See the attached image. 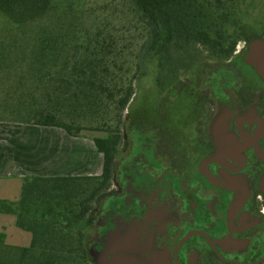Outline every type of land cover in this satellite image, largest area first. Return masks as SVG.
<instances>
[{
  "label": "trees",
  "instance_id": "1",
  "mask_svg": "<svg viewBox=\"0 0 264 264\" xmlns=\"http://www.w3.org/2000/svg\"><path fill=\"white\" fill-rule=\"evenodd\" d=\"M245 9L248 0H0V13L24 29L0 44V122L106 133L94 138L100 175H30L18 201L0 200V213L32 234L19 247L1 233L0 264H94L89 219L112 187L137 84L153 74L166 99L209 85L220 71L208 61L219 66L240 42L264 36ZM118 22L137 37L126 39Z\"/></svg>",
  "mask_w": 264,
  "mask_h": 264
},
{
  "label": "flooded vegetation",
  "instance_id": "2",
  "mask_svg": "<svg viewBox=\"0 0 264 264\" xmlns=\"http://www.w3.org/2000/svg\"><path fill=\"white\" fill-rule=\"evenodd\" d=\"M244 45L209 85L173 91L170 111L157 101L180 124L166 135L157 126L154 175L144 160L138 189L125 165L106 213V264H264V78ZM127 226L144 232L120 241Z\"/></svg>",
  "mask_w": 264,
  "mask_h": 264
},
{
  "label": "rangeland",
  "instance_id": "3",
  "mask_svg": "<svg viewBox=\"0 0 264 264\" xmlns=\"http://www.w3.org/2000/svg\"><path fill=\"white\" fill-rule=\"evenodd\" d=\"M244 13L246 15V22L252 24V26L260 33H264V0H248V9H245ZM110 14H112L111 11ZM111 18L114 17L111 15ZM112 22L116 23V20H112ZM116 29L123 30L124 33H126V39L131 40L137 37V34L135 33L127 34V30H124L126 28L120 27L119 22ZM23 30V28L16 27L7 17L0 13V44L2 42L10 44L13 41V36L15 34L22 33ZM132 43H135V40ZM132 46L135 47L136 52L138 44H133ZM244 46V42H240L237 47V51L242 53ZM208 62H211V65H214L213 67H218L217 62ZM180 76L188 84L192 80V78H190L188 75L180 74ZM157 101L162 107H167L166 111H170L172 106L175 105L174 97L171 96L170 98L166 99L164 96L159 94L156 84V76L150 74L139 84H137V94L130 109L125 113V118L128 120H125V126L123 128L124 142L121 148V154L116 161L113 186L110 189L108 195L102 197L101 200H99L94 213L89 219L90 232L88 234V246L92 254L94 264H106V246L104 243V236L108 229L106 213L110 208L112 197L116 195V191L122 187L121 175L125 165L129 161L127 170H129L131 178H134L135 182L137 183L136 189H138V187H140L138 185L140 180L138 177V172L140 171L144 160L149 162L150 167H148L147 170L149 169V172L154 175V170L156 167L153 165V145L155 141V132L157 129H159L157 126L161 124V134L166 135L169 131V128H167L165 125L170 124V126H172V124H176V126H178L180 124L179 120L176 118V116H174V113L168 116L166 111H164V109L161 110L160 106L157 105ZM159 111L160 115H158ZM164 116L167 117L163 122L162 117L164 118ZM162 123L164 125H162ZM30 128L35 129L33 131L39 133L46 131L44 130L45 128L40 126H32ZM47 129L50 130V128ZM55 130L61 131L58 128ZM36 135L37 134H33L32 137L34 143H36L37 140H41L40 137H36ZM99 137H106V133L103 131H84L80 137L74 138H78L75 141L81 142L82 145L88 144L94 146V138ZM35 148L36 147H34V149ZM82 150H84L83 147ZM97 155L99 156V159L96 160L97 167L93 172H100L101 169H103V156H101L99 152H97ZM82 160L83 162L81 163V169L79 172L83 171L82 167L84 159ZM147 195L148 194H146V197ZM128 206L123 208L124 213L131 212ZM143 232L144 231L140 228H132L131 226H127L125 231L121 232L125 235L122 236L120 241H130L133 234H137L140 237V234Z\"/></svg>",
  "mask_w": 264,
  "mask_h": 264
},
{
  "label": "crops",
  "instance_id": "4",
  "mask_svg": "<svg viewBox=\"0 0 264 264\" xmlns=\"http://www.w3.org/2000/svg\"><path fill=\"white\" fill-rule=\"evenodd\" d=\"M30 127L32 125L0 122V200L18 201L26 176L101 174L102 169L93 172L97 167L96 160L99 159L95 145H82L75 141L78 138L69 136L61 129L56 131V128L48 130V127H43L46 131L39 133ZM33 134H37L36 137L41 140L34 143ZM82 159L83 171L79 172ZM16 222L14 215L0 213V234H6L8 245L29 247L32 234L18 228Z\"/></svg>",
  "mask_w": 264,
  "mask_h": 264
},
{
  "label": "water",
  "instance_id": "5",
  "mask_svg": "<svg viewBox=\"0 0 264 264\" xmlns=\"http://www.w3.org/2000/svg\"><path fill=\"white\" fill-rule=\"evenodd\" d=\"M247 61L253 64L264 78V42H254L247 54Z\"/></svg>",
  "mask_w": 264,
  "mask_h": 264
}]
</instances>
